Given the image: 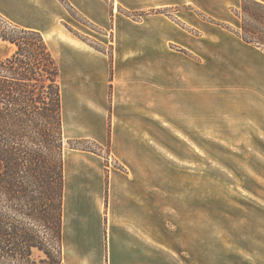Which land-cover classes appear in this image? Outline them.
Wrapping results in <instances>:
<instances>
[{"label":"crops","instance_id":"obj_1","mask_svg":"<svg viewBox=\"0 0 264 264\" xmlns=\"http://www.w3.org/2000/svg\"><path fill=\"white\" fill-rule=\"evenodd\" d=\"M9 1L22 28L45 37L70 6L111 44V57H70L71 116L84 138L110 140L119 167L65 150L64 221L76 230L104 211L110 246L134 247L142 264L160 250L171 264H230V212L219 205L236 190L211 168L239 167V189L264 201V49L227 27L241 0ZM239 235L244 247V223Z\"/></svg>","mask_w":264,"mask_h":264},{"label":"trees","instance_id":"obj_2","mask_svg":"<svg viewBox=\"0 0 264 264\" xmlns=\"http://www.w3.org/2000/svg\"><path fill=\"white\" fill-rule=\"evenodd\" d=\"M237 11L264 23L263 2L241 0ZM244 29L237 31L244 41L264 46V36L250 39ZM0 41L15 47L0 57V264H64L60 67L38 30L0 27Z\"/></svg>","mask_w":264,"mask_h":264},{"label":"rangeland","instance_id":"obj_3","mask_svg":"<svg viewBox=\"0 0 264 264\" xmlns=\"http://www.w3.org/2000/svg\"><path fill=\"white\" fill-rule=\"evenodd\" d=\"M257 1L263 2L260 0ZM9 3V0H0V27L1 31L11 34V32L13 33L14 30H18L22 26L20 20H18L21 17L19 9H15L14 12L6 13V10L9 8ZM239 8L240 4L232 9L234 24H236L237 28L234 27V25L233 27L228 25V28L241 30V26L244 23V33L250 39L264 36V23L260 19L251 16L248 12L243 14L240 12L238 13L237 9ZM67 9L70 13L67 21H64L62 24L57 23L52 30L45 33L46 40L52 46L59 64L60 82L65 92L63 106L65 112L66 150L68 154L74 152V150L102 154L106 158L105 164L107 167L111 166L118 168V164L115 163L110 153V140L100 145L94 139L84 138L86 131L83 129V126L74 122L71 116L73 88H70L71 78L69 68H71V66H69L68 63L73 53L78 50H89L94 54L101 55L98 51H107V48H109L108 53L111 57V44L107 45V43H103L109 42V40L103 36L104 33L99 27L87 21L72 7L67 6ZM252 11L257 13L262 12L257 6H252ZM259 47L264 49V46ZM14 50L15 47L13 45L0 41L1 58L10 56ZM240 153L242 152L237 150L231 151L232 156H229V158L232 157L233 160H237L240 157ZM250 153L255 154L254 151H250ZM222 158L225 159L224 156H222ZM222 164L223 163H221V165ZM211 169L218 175L220 185H226V182L221 181V178L229 180L231 181L230 186H232V189L236 190L233 197L229 196L224 203L218 204L219 207L222 206L225 210L230 212L229 222H231L232 234L230 240L232 259L230 264H264V238H258L260 230L264 235V201L255 198L254 191L250 192L248 190V192H246L245 190L239 189L237 185L239 184L240 176H242L239 173V167L233 166L229 169L215 166V168ZM248 169L250 170L251 168ZM252 175H255V173L252 172ZM243 184L245 186V182ZM242 210L244 213H242ZM68 212L71 213L70 210ZM103 212H100L98 216V220L100 221L99 224L90 223L82 225L80 223L76 230L73 228L72 219L66 220L65 217L64 264H142L141 262L134 261V247H128L126 251H123L119 249L114 241H112V246H110L108 236H105ZM243 223L246 229L244 247L242 245L243 240L239 235V227ZM38 255L39 254H37V256ZM143 264H148V262ZM156 264H171L168 255H166L164 251H158V262Z\"/></svg>","mask_w":264,"mask_h":264},{"label":"bare ground","instance_id":"obj_4","mask_svg":"<svg viewBox=\"0 0 264 264\" xmlns=\"http://www.w3.org/2000/svg\"><path fill=\"white\" fill-rule=\"evenodd\" d=\"M64 98H65V92L63 91V101H64Z\"/></svg>","mask_w":264,"mask_h":264}]
</instances>
